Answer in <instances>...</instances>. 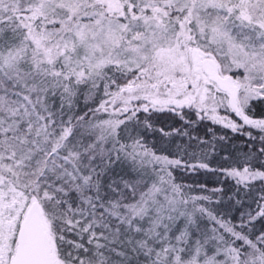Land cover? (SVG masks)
Here are the masks:
<instances>
[{
  "label": "snow or ice",
  "instance_id": "6c2138e0",
  "mask_svg": "<svg viewBox=\"0 0 264 264\" xmlns=\"http://www.w3.org/2000/svg\"><path fill=\"white\" fill-rule=\"evenodd\" d=\"M0 264H264V0H0Z\"/></svg>",
  "mask_w": 264,
  "mask_h": 264
},
{
  "label": "trees",
  "instance_id": "16d2710c",
  "mask_svg": "<svg viewBox=\"0 0 264 264\" xmlns=\"http://www.w3.org/2000/svg\"><path fill=\"white\" fill-rule=\"evenodd\" d=\"M256 114L260 115L261 114V110H257L256 109ZM167 122L169 124L172 123L171 120H168ZM216 127L218 128V130H220L222 132H228V130L220 129L219 126H216ZM239 142H240V140H237V143H239ZM186 179H188L189 181H199L200 183L205 184L207 186V188H209V189L218 186V180L212 173H202V174H200L198 176L187 177Z\"/></svg>",
  "mask_w": 264,
  "mask_h": 264
},
{
  "label": "flooded vegetation",
  "instance_id": "af4514ba",
  "mask_svg": "<svg viewBox=\"0 0 264 264\" xmlns=\"http://www.w3.org/2000/svg\"><path fill=\"white\" fill-rule=\"evenodd\" d=\"M257 110H261V108L260 107H257Z\"/></svg>",
  "mask_w": 264,
  "mask_h": 264
}]
</instances>
